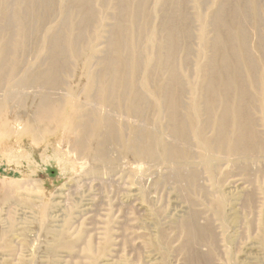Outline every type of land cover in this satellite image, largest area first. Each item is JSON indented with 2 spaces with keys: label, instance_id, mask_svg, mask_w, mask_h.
I'll use <instances>...</instances> for the list:
<instances>
[{
  "label": "rangeland",
  "instance_id": "1",
  "mask_svg": "<svg viewBox=\"0 0 264 264\" xmlns=\"http://www.w3.org/2000/svg\"><path fill=\"white\" fill-rule=\"evenodd\" d=\"M252 1L248 5L245 0H0V102L11 96L51 93L53 100L59 99L61 121L59 125L53 120L51 132L44 126L49 133L40 131L34 138L23 133L0 138V264H264V155L249 164L241 161L242 167L234 163L235 167L233 157L216 152L220 159L209 170L203 162L207 159H199L201 146L192 136L191 145L182 141L178 145L189 151L185 160L192 158L189 165L197 171L198 179L191 183L187 178L174 180L176 171L168 163H129L124 158L133 126L158 132L173 144L177 141L169 131L154 129L160 124L150 119H161L159 109L152 106L135 114L147 117V126L131 124L130 111L114 103L105 106L110 112L101 109L113 119L116 134L128 128L127 139L119 138L121 145L106 152L115 161L110 168L106 162L77 155L76 138L62 130L73 129L70 116L78 104L74 95L85 94L84 87L77 91L71 87L74 76L82 72L81 52L87 50L97 58L90 61V70L98 77L113 78L123 68L121 74L139 80L147 72L155 84L158 76L167 77L168 70L171 74L174 70L178 80L172 93H178L184 115L183 106H190L200 92L205 94L197 87L200 68L212 64L214 76L219 67L229 66L232 58L225 57V51L236 50L231 47L239 45L244 26H249L250 50L256 58L254 39H264V28H257L258 10L251 6L260 0ZM245 9L252 21L246 19ZM72 46L79 55L71 53ZM46 52L52 59H62L64 68L50 82L28 74L31 68L49 65ZM134 66L138 70L131 69ZM240 69L244 81L247 74ZM96 87L91 89L95 94ZM153 92L139 89L138 94L153 102ZM69 93L72 98H67ZM14 103L6 105L7 111L35 119L45 113V107H32L34 103ZM195 214L210 230L189 226ZM210 249L213 256H205Z\"/></svg>",
  "mask_w": 264,
  "mask_h": 264
},
{
  "label": "bare ground",
  "instance_id": "2",
  "mask_svg": "<svg viewBox=\"0 0 264 264\" xmlns=\"http://www.w3.org/2000/svg\"><path fill=\"white\" fill-rule=\"evenodd\" d=\"M245 2H248L249 5V0H245ZM245 5L247 4L245 3ZM251 6L254 7L252 8V10L253 9L255 10V8L256 10H258V15L257 14H255L256 16L254 15V20L257 23V28L258 29L264 28V16L262 17L261 14L264 13V0H260L259 3L257 2V5H254L253 3V5L251 4ZM245 10H246L245 13L247 12V16H246L247 18L246 17L245 18L251 20V16L248 15L250 11H247V9ZM235 17L237 18V15ZM238 18H240L239 15ZM234 21L236 27V20ZM248 27L249 26H244L242 28L243 29L242 37L240 40L237 39L239 45H237V47H231V49L236 48V50H231V51L229 50V52L227 50L225 51V57L230 56L232 58V61H227L229 66L231 64L230 67L227 65L225 68H220L219 66L224 64V61L222 60L223 62H220V64L216 65L217 67H219V70L218 73L215 72L216 74L214 76L212 74L214 73L213 70L215 68H213L212 64L210 65V63H207L200 68L199 70L200 80L197 87L203 90L205 94L201 96V92L199 91L200 96L197 95L196 97H194L190 106L185 104L186 107H184L185 105L183 106V110H186L184 115H182L181 111H179L180 102L177 100V98H179L177 96L178 93L175 94L177 97L174 95V93H172V86L175 84L174 85L175 87L178 80L177 77L173 75L175 74L173 73L174 70L172 71V74L170 73L171 71L168 70L169 76L167 77H164V74L163 76L161 75L158 76V80L157 82L155 81V84H153L149 80V77L147 76V72H146V76L143 79H141L140 75L138 74L139 78L141 79L139 80L136 75L129 76V75L121 74L122 71H125V69L123 70V68L118 69L119 73H117V75L115 74L116 76L114 75L115 77L113 78H111V76L109 75H103L101 77H98L96 76L94 71L90 70L91 69L90 61L93 58H96L95 55L92 54L93 52L90 53L88 50L86 52H81L82 59L80 58L79 59L82 60L81 63L82 72L81 74L74 76V78H77V80L72 82L74 86H72L71 88L77 91L79 89H82V87H84L85 94H83L82 92V94L79 97L77 95H74L75 98L74 100L78 104H74L75 106H72L74 107V111H73L74 113H72V117L70 116V118L71 121L73 122V129L71 130L65 129L66 127L62 129L68 134L72 133L74 138H76L75 145H73L75 147L74 151L76 153L77 152L80 153L82 156H85L88 159H91L94 162H100V161L106 162L108 163V167L110 168V166H112L111 163L113 162L114 164L115 161L111 162V159L108 158V156L106 155L107 150H109L110 146L112 145L120 146L122 142L120 140L126 138L128 135L129 143L126 145L127 149H125V147L123 146L124 142L122 143V146L124 147L123 149H125L123 156L124 158H127L129 160V163H136L138 161H143V162L145 161L146 163L152 162V164L157 162L166 163V164L168 163L172 165L173 166L172 169L176 171L175 172L176 175H174L173 178L174 180L180 181L182 179L187 178L189 182H191V180L196 182L198 179V174L197 171H195L194 166H192L191 164L189 165L192 158L185 160L186 158L185 154L186 155L190 154L188 153L189 151L186 152L185 149L184 151H182L181 148H178V145L180 144V141H182L184 142L185 145L188 146V144L190 143V138L192 136L198 141L197 142L198 145L201 146L200 148L202 152H201V157L199 159L202 158L207 159L204 160L203 162L207 164L209 170L210 168L212 170L215 161L217 160L219 161L220 159L219 157L217 158V156H215L216 152L220 154H225V156L227 157H233L234 158V161H232L233 166H235L234 163H237V165H241L240 163L243 160H246L248 163L250 161L251 162L254 161V159L258 158L260 155L263 156L264 155V50H263L264 39H262V37L260 36H257L256 39H254L255 46L252 48L254 53L257 55L256 58H254L250 50L251 49L250 41L252 35L249 34ZM237 29L238 27H236V32H238ZM222 38L224 39V37ZM228 39H224V40H228ZM223 42L224 41L220 43ZM45 48L47 47L45 46ZM71 48H72L71 53L73 55L74 53L76 55L80 54L78 53L77 50L73 49L74 48L73 46ZM1 51L6 52L5 49H2ZM219 54L223 58V53H218L217 55ZM235 56L236 58L234 59ZM45 57L47 61H49L50 66L47 65L44 68L41 67L39 68L37 67L34 69L31 68L28 71V74L29 75L35 74L36 78H44L45 80H48L50 82L51 81L50 79H54L57 76V73L60 70L62 71L64 68L62 66V59L61 60L56 58L52 59L51 57H49V55H47V52ZM228 59L230 58L228 57ZM157 60L159 61L158 58ZM17 61L18 60L15 59L14 62L17 63ZM121 61H123V59ZM121 61L118 60L119 63H123ZM124 63L126 62L124 61ZM134 63L136 62L134 61ZM159 63L158 66L161 68L162 65L160 66ZM117 65L119 64L117 63ZM120 65L122 66V64ZM240 67L244 68V71L247 74V78L244 81L242 80ZM131 69L136 70L137 66H134ZM116 72L118 71L116 70ZM133 72L134 71H132V73ZM165 72H167V70ZM114 80L115 82H112ZM118 83L120 85H118ZM98 85L99 88L96 87ZM117 86L119 87L118 90H117ZM93 87L94 88L96 87L98 89L96 94L95 92L93 93L91 91ZM150 88L151 89L153 88L154 90V92L150 94L151 96H153L152 98H154L153 102L151 100L147 101L144 96L139 95L140 94L139 89L150 90ZM193 89H195V87ZM87 91L94 94V97L91 93H88ZM84 95L85 97H83ZM68 97L72 98L73 96H71V94L69 93L67 95V98ZM54 98H56V96H53V94L45 93V94L37 95L35 97L22 96L20 98H15V99H12L11 96V99L7 98L4 100V102H0V133L2 134L0 138L9 137L10 135L19 137L22 135V133L24 136H29L34 138L36 137L37 133H39L40 131H42L45 134L49 133V131L51 132L53 126L51 127L50 122H52L53 120L55 121L57 120L59 125L61 123L58 117L60 114L58 113L59 108L57 106L59 99L53 100ZM14 102L34 103L32 107H38L39 105L43 106L45 107L44 108L45 113L41 114L38 118L35 119L28 114L21 115L13 111L10 112L7 111L9 109L8 108L9 106L7 107L6 105H8L9 103L13 105L16 104ZM112 103L116 104L118 108L120 106L130 111V113L128 111L127 112L129 113L128 116L131 117V124L141 122L146 126H147V117L139 116L140 114L135 115L138 109H140L141 107L143 108L144 106H152L154 109H159L157 113L159 114L161 120L155 118L152 121L150 119V123L153 122L156 125L160 124V128L158 127L154 129L156 131L160 130L161 132L169 131L173 136V138H175L177 141H175V144H173L171 141H167V140L165 141V137L164 139H162L160 133L158 132L148 131V129L146 128H144L145 130L144 131L141 130L140 127H139L140 129H137V127L133 125H132L133 128L131 129V133L129 130H128L129 133L127 132L128 129L127 128L125 131L124 129L122 130L120 129L119 131H117L116 134V128L113 119L103 113L106 110L110 112L108 107L107 109H105V106L107 105L109 106ZM61 104L63 108V102H61ZM83 106L85 107L82 108ZM161 106H163V108ZM101 109L102 110L104 109L105 111H101ZM112 109L113 108H111V110ZM116 111H119V109L117 110L116 108ZM121 114H123V112ZM44 126L49 127V131L45 129ZM125 132H127L128 134L125 135ZM209 134L210 135L212 134V136L208 137ZM63 136L65 137V135ZM167 142H170L174 146ZM123 149H121V151ZM78 153L77 155H80ZM206 154H212L213 158L210 159L207 158ZM191 155L195 156L196 158L200 156V155L196 156V154H191ZM105 169H107V167ZM225 208L224 210H226ZM233 213L230 215H233ZM227 215L228 213H226V216ZM199 217L200 215L197 214L192 216L189 222V226L191 228L195 227L196 230L198 229L204 232L206 231L207 228L209 229V227L205 225L207 227L206 228L205 226L201 225L199 223L201 221ZM230 219L231 218H229L228 221ZM207 223L210 224L211 222L207 220ZM223 230L224 229L222 228V231ZM208 242H210V240H208ZM207 246L209 247V245ZM213 251H214L213 249H210V251L207 252L205 256H210V257L213 256L214 253Z\"/></svg>",
  "mask_w": 264,
  "mask_h": 264
}]
</instances>
